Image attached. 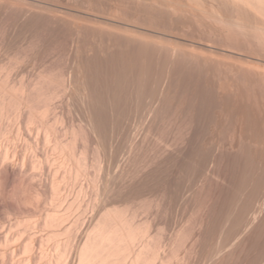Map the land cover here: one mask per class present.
Returning a JSON list of instances; mask_svg holds the SVG:
<instances>
[{
  "label": "rangeland",
  "instance_id": "obj_1",
  "mask_svg": "<svg viewBox=\"0 0 264 264\" xmlns=\"http://www.w3.org/2000/svg\"><path fill=\"white\" fill-rule=\"evenodd\" d=\"M118 40L152 48V81L157 92L154 114L143 109L139 113V89L132 85L126 90L128 103L123 111L112 104L113 68H108L106 58L118 51ZM90 64L97 67L93 69ZM71 72H76L75 82L71 81ZM6 74H11L10 84L15 88L11 90L12 97H19L23 90L24 98L39 112L46 105V95L60 92L53 101L60 118L56 135L66 152H73L76 159L71 167L75 169L67 175L64 167L55 169L58 161L55 166L53 162L49 164V168L47 160L50 163L54 155H59L50 152L42 135L40 144L32 143L36 148H30L32 151L26 143H17L20 156L27 158L26 168L9 166L8 176L1 177L6 182L0 179L5 184L2 189L7 201L6 208L1 205L0 219L8 213L12 215L14 224L8 234L13 231L9 236H16H7L11 246L8 240L4 245L7 230L4 234L0 229V242L4 239L0 249L4 252L12 248L16 253L8 251L7 262L0 255V264H12V259L16 263L27 260L28 264H58L57 255L60 258L65 247L70 251L72 244L74 258L69 264H77L87 233L105 212L113 209L124 212L135 228L147 226L151 236L158 234L150 249L163 245V258L169 260L166 263L264 264V0H0L1 83L6 81ZM89 78H93L91 83ZM64 88L72 92L70 100L62 92ZM238 101L245 104V137L241 115L233 110ZM148 102L143 96L142 104ZM21 119L26 123L24 117ZM49 119V124H53V117ZM38 120L36 124H40L41 117ZM15 131L12 135H16ZM241 143L259 151V155L262 153L254 162L249 161L252 166L245 161L250 165L248 169L245 166V179L239 171L242 165L226 158L227 154H237ZM197 147L209 160L202 178L197 177L200 180L194 175L198 158L191 156ZM42 153L47 160L42 157L43 167L38 164L34 171L33 164L29 167L30 160H34L32 155ZM80 161L86 163L87 174L82 180H75L76 169L84 165ZM188 164L190 169H186ZM38 166L42 167L41 173ZM52 168L59 173H52ZM49 175L56 176L59 185L62 183L56 186L60 188L57 192L51 190L55 177ZM69 182L73 183L70 194L66 188L71 187ZM54 194L56 198L52 199ZM233 194L237 197L231 210L234 213L229 212L233 223L222 218L215 238L208 237L209 240V230L205 228H211L213 217L208 202L219 201L217 211L224 213L222 202ZM211 196L214 199H209ZM57 197H63L62 203L57 202ZM50 202L57 203L61 214L71 210V220H79L67 246L65 231L69 223L53 227L45 224L43 212L51 208ZM206 212L211 221L204 218ZM16 218L35 226L34 239L29 236L32 230H26L25 223L18 225ZM21 232L25 234L22 238ZM30 238L32 242L28 241ZM29 242L33 243V252L24 255L22 245ZM150 249L145 258L151 255Z\"/></svg>",
  "mask_w": 264,
  "mask_h": 264
},
{
  "label": "bare ground",
  "instance_id": "obj_2",
  "mask_svg": "<svg viewBox=\"0 0 264 264\" xmlns=\"http://www.w3.org/2000/svg\"><path fill=\"white\" fill-rule=\"evenodd\" d=\"M119 41V40H118ZM119 45H120V47H119V49H118V51L117 52H111V53H109V55L107 56V58H106V63L109 65V67L108 68H110V66H112L111 68H113L112 69V80L114 81L113 83H114V85H113V88H112V86H110V88H112L111 90H110V88L108 89V90H110V92H114L113 93V96H114V102L112 101V104H115L114 106L116 107L115 109H117L118 108V110H120V111H123L124 109H125V107H126V105H127V93H126V90H127V88L128 87H130L131 85L132 86H134V89L135 90H137V89H139V92H138V101L139 100H141L140 102H139V105H137L136 107H137V109H138V111H139V113H142V112H140L141 110H139V109H143V112H144V110L146 111V112H148L149 114H150V112H152V109H154L153 108V105H154V103H155V101H156V97H157V92H156V88H155V83L152 81V71H153V64H154V53H153V51H152V48H150V47H145V46H143V45H139V44H137V43H135V42H133V41H119ZM86 59V58H85ZM85 59H83V61H85ZM87 60V59H86ZM96 61H97V58L95 59ZM143 60L145 61V64H143ZM100 62V61H99ZM104 62H105V60H104ZM83 63V62H82ZM84 63H86V62H84ZM105 63V64H106ZM79 64V63H78ZM87 64H89L88 62H87ZM93 64H96V62L95 63H93ZM93 64H90L91 66L93 65ZM100 64V63H99ZM86 65V64H85ZM104 65V64H103ZM83 66H84V64H83ZM90 66V67H91ZM76 67H78V66H76ZM87 67H89V66H87ZM97 67V66H96ZM95 66H94V68H93V66H92V68L93 69H95L96 68ZM98 67H100V66H98ZM110 68V69H111ZM90 69V68H89ZM84 70H85V68H84ZM98 70V69H97ZM96 70V71H97ZM91 71H93L92 69H91ZM95 71V70H94ZM82 72V71H81ZM87 72V71H86ZM89 72H90V70H89ZM72 74H70V78H71V81L72 82H75L76 80H75V78L77 77V75H76V77L74 76L75 74H76V72H75V74H74V72H71ZM84 73H85V71H84ZM88 73V72H87ZM86 73V74H87ZM93 73V72H92ZM6 75H8V74H6ZM5 75V76H6ZM95 76V74H87V76ZM11 76V74L10 75H8L7 76V78H6V81L4 82V83H1V82H3V81H1L0 82V133H1V139L2 140H0L1 141V143L2 144H0V145H2V150H1V147H0V179H1V177H7L8 175H6V173L8 174L9 173V166H12V167H19V169H20V167H22V169L21 170H23L24 169V167L26 166L25 164H27L26 163V161H27V158L25 157V156H23L22 155V157L20 156V154H19V152H18V149H17V147H16V145H17V143L18 142H20L21 144H22V142L23 143H26L27 145H28V147H29V150H31L32 151V149L33 148H35L34 146H32L33 144L32 143H38V144H40L41 142H40V140L42 139H40V136L42 135L44 138L42 139L44 142H46V144H47V146L49 145L50 147L49 148H51V150H50V152H52V153H54V154H57V155H59V157H55V155H54V159H53V161H51L50 163L48 162V161H50V160H47V159H45V155H44V153H42L43 154V156H41L40 154V156H38V155H36L35 157L32 155V154H30V155H32V157H33V159L34 160H32V162H31V160H30V162H29V165H30V163H31V165L33 164V166H32V168L34 169V171L35 170H37V165L39 164V165H43V163L44 162H42V164L40 163V161H42L41 160V158L43 157L44 158V160L46 161L47 160V164L49 165V164H51L52 162V164L55 166V162H57L58 164L60 163V165H58V164H56V168L52 165V167H54L55 169H57L58 170V167L60 166V167H64L65 169H66V172L65 171H63V172H65V173H67V175H69L68 173H70V171L73 169H75V168H72L71 169V167L73 166L72 165V163H74V159H76L75 157H74V154H73V152H69V153H67L66 152V146L64 147L63 145H62V143L60 142V140L58 139V137H57V135H56V131H58V130H56V127H57V125L59 124V119L60 118H58V114H57V111H56V108L53 106V104H54V100L55 99H57V98H59V96H60V92L59 93H54L52 96H47L46 95V97H48L47 99H45L46 100V105H45V107H43L44 109L42 110V111H37V109L36 108H34L33 106H31L29 103H28V101L24 98L25 96H23V94H24V91L22 90L21 91V94H20V96L18 97H12V93H11V90L12 91H15V88L14 87H11V85H12V82H11V84H10V78H12V77H10ZM86 76V77H87ZM90 76V77H91ZM93 76V77H94ZM85 77V78H86ZM5 78V77H4ZM97 78V77H96ZM96 78H95V80H96ZM77 79V78H76ZM90 79V83L92 82L91 80L93 79H91V78H89ZM99 79V78H98ZM88 80V79H87ZM45 80H43V82H44ZM89 81V80H88ZM94 81V80H93ZM84 82H86V81H84ZM95 82V81H94ZM78 83V82H77ZM96 83H98L97 81H96ZM89 84V83H88ZM93 85H94V87H95V85L96 84H94V83H92ZM37 85V84H36ZM62 85V84H61ZM90 85V84H89ZM93 85H91V87H93ZM14 86V85H13ZM59 86V85H58ZM57 86V87H58ZM39 87V86H38ZM60 87H62V86H60ZM90 87V88H91ZM93 87V88H94ZM19 88V87H18ZM59 88V87H58ZM60 89V88H59ZM95 89V88H94ZM38 90V89H37ZM61 90V89H60ZM59 90V91H60ZM63 91L62 92H64V95H67V98H68V100H70L71 98H72V92H68V89H62ZM87 90V89H86ZM113 90V91H112ZM35 91H36V89H35ZM56 91V90H55ZM58 91V90H57ZM56 91V92H57ZM90 91V90H89ZM93 91H95V90H93ZM54 92V91H53ZM83 92V91H82ZM85 92V91H84ZM20 93V92H19ZM90 93H92V95H93V97L95 96V94H93V92L92 91H90ZM89 93V94H90ZM94 93H96V92H94ZM25 94H26V91H25ZM83 94H86V92L85 93H83ZM91 95V96H92ZM85 96V95H84ZM143 96H145V97H147L148 99H149V102H148V104H146V105H144V104H142L143 103ZM45 97V96H44ZM92 97V98H93ZM88 98V97H87ZM95 99V98H94ZM93 99V100H94ZM44 100V101H45ZM113 100V99H112ZM87 101V100H86ZM85 101V102H86ZM95 102V101H94ZM110 102V101H109ZM111 103V102H110ZM88 105V104H87ZM95 105V104H94ZM112 106V105H111ZM93 107V106H92ZM96 106H95V110H96ZM110 108H113V107H110ZM89 109H90V107H89ZM233 110H236V111H238L239 113H240V115H241V118H242V121H241V126H242V135L245 137V104H242V103H240L239 101L238 102H236L235 104H233ZM96 111H98V110H96ZM137 111V112H138ZM153 114H154V112H152ZM151 113V114H152ZM96 115H97V112H96ZM134 115V114H133ZM151 116V115H150ZM22 117H24V119H25V122L26 123H23L22 121H24L23 119H21ZM39 117H41V122H40V124H36V122L38 121L39 122ZM49 117H53V120L54 121H52L53 122V124H49ZM142 117H143V115H142ZM140 118V117H139ZM144 118H145V116H144ZM49 119V120H48ZM47 120H48V122H47ZM61 121V120H60ZM135 121V123L137 122L136 120H134ZM51 122V123H52ZM62 123V122H61ZM133 123V122H132ZM61 125V124H60ZM133 125H134V123H133ZM137 125V124H136ZM140 125V124H139ZM138 125V126H139ZM16 128V129H15ZM59 128V127H58ZM138 128V127H137ZM12 129H13V131H12ZM14 130H16L15 131V133H16V135H12V134H14V133H12V132H14ZM42 131H44V133L43 134H41L42 133ZM138 133V132H137ZM195 138V137H194ZM40 142V143H39ZM19 143V144H20ZM34 143V144H35ZM70 143V142H69ZM68 144V143H67ZM71 144V143H70ZM69 144V145H70ZM66 145V144H65ZM73 145V144H72ZM18 146V145H17ZM71 146V145H70ZM69 146V147H70ZM27 147V146H26ZM28 147H27V150H28ZM38 147V146H37ZM201 147V146H200ZM19 148V147H18ZM30 148H32V149H30ZM68 148V147H67ZM197 148H199V147H197ZM36 149V148H35ZM193 149V148H192ZM240 150H239V152L237 153V154H235V155H230V154H227L226 155V158L229 160V161H231V162H233V163H235V164H237L238 166L239 165H242L241 167H239L240 169H239V171H240V174H241V176L242 177H244L243 179H245V173L246 172H248V171H246L245 172V169H246V167L245 166H247V163L250 161V162H254L255 160H256V158H257V156L258 157H261L262 155V153L259 155L257 152H259V151H257V152H255V151H253L252 149H251V147H245V143H241L240 144V148H239ZM40 150V149H39ZM70 150V149H69ZM35 151V150H34ZM37 151V150H36ZM36 151L34 152V153H36ZM72 151V150H71ZM207 151V150H206ZM27 153L28 152H26L25 154L27 155ZM41 153V152H40ZM51 153V154H52ZM192 153V154H191ZM190 154H191V156H196L198 159V162H197V164H195V166L197 165V167H195L196 169H195V178H197V177H201V174H202V172H203V169L207 166V164L209 163V160H206L205 159V156L203 155V150L201 149V148H199V149H194V151H192ZM260 153V152H259ZM47 154V153H46ZM187 154V153H186ZM188 155V154H187ZM187 155H186V157H187ZM47 156H49V155H47ZM211 156V155H210ZM29 157V156H28ZM50 157L51 158H53V156H51L50 155ZM190 157V156H189ZM192 158H194V157H192ZM30 159V158H29ZM48 159H50L49 157H48ZM82 160H83V158H81ZM80 159V160H81ZM255 159V160H254ZM52 160V159H51ZM86 160V159H85ZM84 160V161H85ZM190 160V159H189ZM29 161V160H28ZM188 161V160H187ZM247 163H246V162ZM80 162H82L83 163V161H80ZM182 162V161H181ZM194 162H196L195 160H194ZM214 162V161H213ZM249 162V163H250ZM45 163V164H46ZM55 163V164H54ZM77 163V162H76ZM179 163V162H178ZM183 163V162H182ZM191 163V162H190ZM84 165L82 166V168L81 169H76V176H74V178H75V180L77 179H79L80 178V180H82L81 178L83 177L84 178V176H86V163H83ZM184 164V163H183ZM194 164V163H193ZM246 164V165H245ZM252 163H250V165H251ZM31 165L29 166V167H31ZM180 165V164H179ZM250 165H248L247 166V169H248V167H250ZM40 166V167H41ZM50 166L51 165H49V168H50ZM58 166V167H57ZM79 166V165H78ZM187 166V165H186ZM190 166H191V164H190ZM189 164H188V168L186 167V169H190L189 167ZM216 166V165H215ZM236 166V165H235ZM252 166V165H251ZM39 167V166H38ZM40 167L38 168V170L40 171V173H41V170H40ZM43 167V166H42ZM42 167H41V169H42ZM74 167V166H73ZM179 167V166H178ZM185 167V166H184ZM209 167V166H208ZM214 167V166H213ZM237 167V166H236ZM26 168V167H25ZM45 168V167H44ZM86 168V169H85ZM12 169V168H11ZM33 169H32V171H33ZM53 169V168H52ZM52 169H50V171H52ZM235 169V168H234ZM246 169V170H247ZM250 169V168H249ZM57 170H54L53 169V171H52V173H56V174H58L56 171ZM64 170V169H63ZM181 170V169H180ZM179 170V171H180ZM251 170V169H250ZM46 171V170H45ZM62 171V170H61ZM191 171V172H192ZM229 171V170H228ZM239 171H237V172H239ZM43 172V171H42ZM62 172V173H63ZM184 172V171H183ZM252 171H249V173H251ZM61 173V172H60ZM61 173V174H62ZM190 173V172H189ZM188 173V174H189ZM249 173H247V175L249 174ZM2 174H5V175H3L2 176ZM46 174V173H45ZM44 174V175H45ZM49 174H51V172L49 173ZM56 174H54V175H56ZM153 174V173H152ZM186 175H187V173H185ZM190 174H192V173H190ZM239 174V173H238ZM42 175V174H41ZM60 175V174H59ZM59 175H56V176H59ZM65 175V174H64ZM72 175H74V173H72ZM251 175V174H250ZM249 175V176H250ZM47 176H48V174H47ZM50 176V175H49ZM53 176V175H52ZM52 176H50V177H52ZM56 176H53V180H52V182L50 183V180H49V183H50V186H51V190H53V191H55V192H57V190H60V188L58 189L57 187L58 186H60L58 183V181L56 182ZM61 176H63V174L61 175ZM184 176V175H183ZM190 176V175H189ZM66 176H64V178H65ZM70 177V176H69ZM154 177V176H153ZM193 177V176H192ZM46 178V180H47V177H45ZM202 178V177H201ZM4 178H2L1 180H3ZM59 179H61V178H59ZM58 179V180H59ZM65 179H67V178H65ZM64 179V180H65ZM198 179V178H197ZM197 179H195V181H197ZM0 180V181H1ZM68 180H69V178H68ZM72 180H74V179H72ZM194 180V179H193ZM198 180H200V178L198 179ZM70 181V180H69ZM245 181V180H244ZM3 183L4 182H6V178H5V180H3L2 181ZM63 183H64V181H62ZM74 182V181H73ZM242 182V181H241ZM3 183H1L0 182V210H1V205H4V208H6V206H5V204H7L6 202V197H4L3 195H4V191H3V189H2V184ZM67 180H66V182H65V184L67 185ZM243 183V182H242ZM52 184V185H51ZM58 184V185H57ZM69 184L71 185V187H66L67 188V190H68V192H69V194H70V191L72 190V189H70V188H72V184L69 182ZM241 184V183H240ZM3 185H5V184H3ZM244 186H245V183L243 184ZM53 186V187H52ZM57 186V187H56ZM67 186H69V185H67ZM57 188V189H55V188ZM64 187H65V185H64ZM55 190H54V189ZM66 188H65V192H66ZM217 188V187H216ZM241 188H243L242 186H241ZM63 189V188H62ZM215 189V188H214ZM214 189H213V191H214ZM216 190V189H215ZM218 190V189H217ZM2 191H3V194H2ZM52 191V192H53ZM230 191H231V189H230ZM55 192H53V193H55ZM62 192V191H61ZM67 192V193H68ZM72 192V191H71ZM215 192V191H214ZM219 192H220V190H219ZM229 192V191H228ZM233 192H234V190H233ZM59 193H60V191H59ZM62 193H64V192H62ZM67 193L65 194V195H67ZM56 194V193H55ZM55 194L54 195H52V199H54V198H56V197H54L55 196ZM214 194V193H213ZM230 194V193H229ZM57 195H59L58 193H57ZM56 195V196H57ZM64 195V194H63ZM212 195V194H211ZM220 195V194H219ZM60 197L62 196V195H59ZM64 197V196H63ZM62 197V198H63ZM66 197V196H65ZM68 197V196H67ZM70 197V196H69ZM221 197H222V194H221ZM227 197V196H226ZM58 198V197H57ZM62 198H58V201L57 202H59V201H61V199ZM211 198H213L214 199V196H211V197H209V199H211ZM219 199V197H218V194H217V196L215 197V199ZM235 198L237 199V197H235L234 196V194H233V196H230L228 199L226 198V200H225V202L223 201L222 203H224L223 205H224V208H225V212L224 213H222L221 211L220 212H218L217 211V209H219L218 208V206H219V204L217 203V202H219V201H214V200H211V202H213V204L211 203V202H208L209 203V205L211 204V207L209 208V206H208V208L209 209H211V213L212 212H214L213 213V215L210 213V215L213 217L212 218V226H211V228H205V231L207 230H209L208 232H207V238L209 237V238H211V239H213V238H215V236H216V234H217V230H218V226L220 225V222L222 221L221 219L223 218L224 220H225V222H232L233 223V220L232 219H230V218H232V214L231 213H234V212H232L231 210L233 209V206L234 205H236L235 203H236V201H235ZM217 199V200H218ZM222 199V198H221ZM56 200V199H55ZM63 200V199H62ZM224 200V199H223ZM50 201H51V199H50ZM67 201H68V198H67ZM67 201H66V203H67ZM208 201H210V200H208ZM53 202H54V200H53ZM30 203V202H29ZM61 203H62V201H61ZM69 203V202H68ZM67 203V205H70V204H68ZM18 204V202L16 203V206L17 207H19V204ZM28 204V203H27ZM50 204H52L51 202L49 203V205ZM55 204H57L56 202H55ZM55 204H52V206H48L50 209L49 210H46L45 212H43L44 213V216H45V219H46V222H45V224L47 223L48 224V226L50 225V227H53V226H55V225H58V224H61V223H64V222H68L69 224V227L68 226H65V227H68L67 228V231H65V233L67 232V236H68V238L66 239V246H67V240L69 241L70 240V238L72 237V233H71V230H72V228H73V226L76 224L77 225V221H79V220H76V221H73V220H71V216H70V214H69V212L71 211V210H69V212H65L64 214H61L60 212H58V210H60L59 209V207H58V210H57V205H55ZM64 204V203H63ZM62 204V205H63ZM28 205H30V204H28ZM61 204H59V206H60ZM61 205V207H63ZM21 206V205H20ZM27 206V205H26ZM66 206V205H65ZM69 207V206H68ZM88 207H89V205H88ZM221 207V206H220ZM22 208V207H21ZM21 208H18V209H21ZM66 208H67V206H66ZM65 207H64V209H66ZM222 208V207H221ZM223 208V209H224ZM244 208V207H243ZM3 209V208H2ZM17 209V208H16ZM46 209V208H45ZM62 209V208H61ZM88 209V208H87ZM5 211V213H7L8 211H6L7 209H4ZM73 210V209H72ZM246 210V209H245ZM21 211V210H20ZM23 211V210H22ZM21 211V212H22ZM68 211V210H67ZM243 211V210H242ZM1 212V211H0ZM64 212V211H63ZM208 212V211H207ZM207 212H206V216L204 217V218H206L207 216H210V215H207ZM229 212H231V213H229ZM124 213V212H123ZM123 213L121 212V211H118V210H111V211H107V212H105L104 214H103V217L102 218H100V220L96 223V226L91 230V231H89V230H87V231H89L88 233H87V237H86V240H85V242L83 243V246H81L80 248V251L78 252V256H79V258H78V263L77 264H169V263H166L167 262V258H166V260H164V258H163V256H164V251H165V248H164V250H163V245L161 244V242H160V240L159 239H157V238H155L162 246L161 247H155V248H152V246H151V248H152V250L150 249V243H151V241L154 239V237H158L157 235L156 236H153V234H152V236H153V238H152V236L149 234V231L151 230V228L149 229V231H148V229H147V226H146V228L145 227H143V228H145V229H143V228H141V229H139V228H135V227H137V226H134L135 225V223L133 224V220H129L128 218H126L124 215H123ZM217 213V214H216ZM242 213H245V211L244 212H242ZM208 214H209V212H208ZM231 214V215H230ZM2 215H3V213H2ZM5 215V214H4ZM244 215V214H243ZM43 216V215H42ZM199 216H203L202 214H200ZM241 216V215H240ZM3 217V216H2ZM17 217H19V216H17ZM20 217H22V216H20ZM242 217V216H241ZM241 217H240V219H241ZM1 218V217H0ZM15 218V217H14ZM73 218V217H72ZM198 218H201V217H198ZM243 218H244V216H243ZM242 218V219H243ZM3 219V218H2ZM5 219V220H4ZM4 219L3 220H1L0 219V229L2 230V231H4V230H7V234H6V232L4 231V234H6V236H4V234H3V236L5 237V241L3 242V240H2V242L4 243V245H6L7 244V241L6 240H8V239H6V238H8L7 236H9V234H11L13 231H11V233H9L8 234V232L10 231V230H12V227H13V224H14V220H13V218H12V215L10 214V213H8L7 215H6V218L4 217ZM17 219V218H16ZM23 218H21V220H19V219H17V220H15V222H17V224L18 225H22L23 226V223H25V229L26 230H32V232L31 231H29L30 233H31V235H30V233H29V236H32V238H33V236H34V234H37V233H33L34 231L33 230H35V226L34 227H31V222H26V221H24L23 222V220H22ZM27 219V218H26ZM44 219V218H43ZM202 219H203V217H202ZM207 219V218H206ZM211 219V218H210ZM209 219V220H210ZM28 220H30V219H28ZM32 220V219H31ZM198 220V219H197ZM208 219H207V221H209ZM226 220H229V221H226ZM231 220V221H230ZM36 221V220H35ZM45 221V220H44ZM200 222H202L201 221V219L199 220ZM199 221H197V223L199 222ZM206 221V220H205ZM204 221V219H203V222H205ZM211 221V220H210ZM224 222V221H223ZM243 222V221H242ZM34 223V222H33ZM37 223H39V221L37 222ZM36 222L34 223V224H37ZM85 223V222H84ZM207 223V222H206ZM209 223V222H208ZM222 223V222H221ZM46 224V225H47ZM80 224V223H79ZM86 224V223H85ZM84 224V225H85ZM65 225V224H64ZM207 226H208V224H206ZM209 225H210V223H209ZM21 226V227H22ZM78 226V225H77ZM81 226V225H80ZM233 226H235V225H233ZM19 227V226H18ZM76 227V226H75ZM14 228H15V226H14ZM49 228V227H48ZM56 228V227H55ZM57 228H58V226H57ZM17 229V228H16ZM37 229V228H36ZM54 229V228H53ZM74 229V228H73ZM143 229V230H142ZM0 230V231H1ZM9 230V231H8ZM18 230V229H17ZM21 231H22V229H20ZM24 230V229H23ZM25 230V231H26ZM65 230V229H64ZM76 230V229H75ZM1 231V232H2ZM77 231V230H76ZM205 231H204V233H205ZM17 232V231H16ZM18 232H19V230H18ZM23 232V231H22ZM22 232L19 234V237H21L22 238V236L23 235H25V234H23L22 235ZM53 232V231H52ZM75 232V231H74ZM14 233V232H13ZM23 233H25V232H23ZM51 233V232H50ZM63 233V232H62ZM203 233V234H204ZM55 234V233H54ZM21 235V236H20ZM205 235H206V233H205ZM204 235V236H205ZM11 236H13V234L12 235H10L9 237H11ZM17 236H18V233H17ZM51 236H52V234H51ZM50 236V237H51ZM14 237V236H13ZM36 237V236H35ZM52 237H54V236H52ZM56 237V236H55ZM66 237V236H65ZM75 237V236H74ZM16 238V236L14 237V239ZM18 238V237H17ZM21 238H19V239H21ZM32 238H30L28 241H31V239ZM59 238V237H58ZM73 238V237H72ZM71 238V239H72ZM76 238V237H75ZM75 238H74V240H75ZM160 238V237H159ZM204 238V237H203ZM206 238V237H205ZM204 238V239H205ZM206 238V239H207ZM208 238V239H209ZM11 239V238H10ZM34 239V238H33ZM53 239V238H52ZM203 239V240H204ZM211 239H209V240H211ZM12 240V239H11ZM48 240V239H47ZM155 240V241H156ZM15 241V242H14ZM14 241H11V242H14V243H17V240H14ZM54 241V240H53ZM59 241V240H58ZM2 242H0L1 244H3ZM8 242H9V240H8ZM22 242V241H21ZM25 242V241H24ZM32 242V241H31ZM31 242H29V243H31ZM64 242V241H63ZM75 242V241H74ZM204 243H205V240L203 241ZM207 242V241H206ZM6 243V244H5ZM13 243V244H14ZM59 243V242H58ZM62 243V242H61ZM70 243H71V241H70ZM69 243V244H70ZM159 243H157V244H159ZM0 244V245H1ZM8 244H10V242L8 243ZM33 243H31V244H25V243H23V245H22V247L24 246V248H23V251H24V255L25 254H27V253H29V252H31L32 250H33V246H31ZM64 244V243H63ZM152 244H154L153 242H152ZM60 245V244H59ZM65 245V244H64ZM156 245V244H155ZM3 246V245H2ZM9 246V245H8ZM10 246H11V244H10ZM69 246V245H68ZM72 246H73V244L71 245V250L69 251V249L68 250H66L67 248L65 247V249H64V251L65 252H63V250H61L60 252H63V253H61L60 254V252L59 253H57V254H60V258H59V255H57L58 256V264H69V263H71L70 262V258H72V250H75V249H72ZM75 246V245H74ZM157 246H159V245H157ZM21 247V248H22ZM60 247L61 246H59L58 248L60 249ZM0 248H1V246H0ZM4 248H6V246H4L3 247V249ZM10 248V247H9ZM40 249H43V248H40ZM61 249H63V248H61ZM148 249H150L152 252H150L149 254H151L149 257L146 255V257L147 258H145V254L147 253L148 254V252H146ZM1 250V249H0ZM10 250H12V251H14L15 249H8V250H5L4 252L1 250L0 251V255L2 256V258L5 260V258H7L6 257V254H7V252L9 251V253L10 254H13L14 252H12V251H10ZM34 250H35V247H34ZM79 250V249H78ZM33 252V251H32ZM36 252H37V250H36ZM57 252H58V250H57ZM71 252V253H70ZM74 252V251H73ZM16 253V252H15ZM22 253V252H21ZM40 253V252H39ZM41 253H44V252H41ZM40 253V254H41ZM31 254V253H30ZM35 253H33V255H34ZM75 254V253H74ZM73 254V255H74ZM15 255V254H14ZM28 255V254H27ZM32 255V254H31ZM36 255H37V253H36ZM23 256V255H22ZM30 256V255H29ZM45 256V255H44ZM44 256L43 257H41L40 256V258H44ZM166 256V255H165ZM9 257H11V255H9ZM28 257V256H27ZM32 257H34V256H32ZM13 258H14V256H13ZM31 258V257H30ZM57 258V257H56ZM74 258V257H73ZM73 258L71 259V260H73ZM8 259V258H7ZM7 259L5 260V262H7ZM10 259H12V258H10ZM27 259V258H26ZM41 259V260H42ZM3 260V261H4ZM20 260V259H19ZM57 260V259H56ZM55 260V261H56ZM12 264H28V262L29 261H27V260H25V263H22V261L20 260V262L18 261V263H16V262H14L15 260L14 259H12ZM166 261V262H165ZM31 262V261H30ZM57 262V261H56ZM168 262H169V260H168ZM4 263V262H3ZM6 264V263H5Z\"/></svg>",
  "mask_w": 264,
  "mask_h": 264
}]
</instances>
